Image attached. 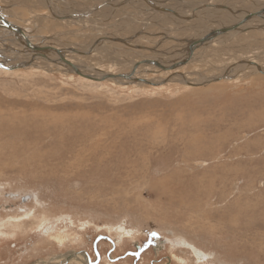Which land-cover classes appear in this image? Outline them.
I'll list each match as a JSON object with an SVG mask.
<instances>
[{
    "label": "rangeland",
    "instance_id": "obj_1",
    "mask_svg": "<svg viewBox=\"0 0 264 264\" xmlns=\"http://www.w3.org/2000/svg\"><path fill=\"white\" fill-rule=\"evenodd\" d=\"M92 1L62 3L73 11ZM131 2L117 6L143 13ZM49 11L42 0H0L33 43L87 41L89 27H61ZM114 29L121 47L124 29ZM166 33L151 25L138 49L168 58L185 41ZM248 38L238 42L264 47V33ZM204 58L199 68L220 74V56ZM30 65L0 68V264H264V71L130 85Z\"/></svg>",
    "mask_w": 264,
    "mask_h": 264
},
{
    "label": "bare ground",
    "instance_id": "obj_2",
    "mask_svg": "<svg viewBox=\"0 0 264 264\" xmlns=\"http://www.w3.org/2000/svg\"><path fill=\"white\" fill-rule=\"evenodd\" d=\"M42 1L46 3L50 10L48 13H46V15L49 18L53 19L56 24L61 25V27L77 24L80 26V31L82 27H89L91 29V33L89 34L86 31L87 41L83 42L84 44L80 45V47L76 46L75 48L70 46L66 49H59L61 50V54L64 56V58L68 62L74 64L75 67H77L85 75L97 77L100 79L101 76H103L105 73L115 74V77L105 78L103 79V81L110 80L118 84L130 83V85H143L145 82L149 81L154 85L161 83L163 85H169V82L173 83L176 80H180V82H188L190 84L192 83L191 81H189L190 79H192L193 82H197L201 79V81L206 80L204 82H207V79L208 81L211 79V81H215L216 79H221L222 77L231 76V74L233 73L242 74L245 72H249V70L264 71V63L261 62V59L264 57V47H257V45L262 43L251 41L240 43L238 42V40H245L253 34L256 35L264 33V11L260 13V16H253L244 21H241L248 13L256 12L261 8H264V0H232V3L228 2L224 5H221L223 4V2H219L218 0H205L206 2L204 0H201L196 2V4H191L190 7H187V3L189 4V0H181L178 1L180 3L176 2V5L178 7L174 11L169 10L172 12L163 10L171 8L170 5H167L169 4L168 1L170 0H151L153 1L154 5L149 2L150 7L147 5L144 7L145 3L142 2L143 4H141L139 3V1L132 0L131 8H135L140 12H143L141 14L137 11H129L128 9V11H125L123 10L124 8H119L120 6H117L119 5L118 3H120L121 5V2H123L124 0H93V3H89L90 5L88 4L80 10L72 9L73 11H69V5H64L62 3V0ZM146 1L144 0V2ZM246 1H250L252 3L251 7L249 6L250 8L246 5H242ZM53 2L55 3V5L53 4ZM136 2H138L139 5H135ZM36 3L40 2L36 1ZM201 3H203L202 7ZM53 5L56 7V9L53 7ZM206 5H209L210 8H207ZM151 6H154V8L156 9H150ZM160 8L161 10H159ZM77 11H79L78 15L76 13ZM61 12H63V14ZM80 13H82V15H80ZM1 16L7 17L6 15L3 16L2 14ZM136 16L139 19L137 20L138 22L135 20ZM66 18H72L75 21L71 19L64 20ZM38 20L41 22L42 19ZM7 21L13 23L8 19ZM109 21H112V23L106 24ZM149 22H152V24L149 25ZM234 23H238L237 27H235L234 29H230L223 33L215 32L217 29L223 26L231 25ZM13 24L16 25L15 23ZM151 25H159L163 27L167 33L171 34L168 35L166 33L165 37L172 36L173 38L176 33H178V35L184 36L183 39L185 43L182 47L178 45V49L175 48L172 52H167L168 58H164L163 55L145 57L144 55L146 54V52L142 51L144 48L138 49L144 45H142L143 43L141 44L140 41L142 37L140 36L139 38H137V34H143L145 30H149L151 28ZM114 27H117L118 31L120 30V28L122 30H125L121 31V33L118 34L119 38H117V40L122 43H120L121 47H117V43L111 41L112 38L117 35V33L113 31L115 30ZM108 28H111V32L108 31ZM105 29L107 31V34H105ZM0 30H6L7 32H9L6 39L0 37V40H2L0 41V51L4 50V55L7 54L6 58L8 59L6 60H10V65H21L29 61L31 64L29 68H39L46 70L52 68L54 70H65L69 73L73 72L71 66L67 62L60 59V53L56 50L58 48L51 47L41 41L39 43H33L29 39V42L31 44L48 46V48L44 51L33 50L26 45V42L21 34H16V31L11 25L9 26V28L6 27L3 24L2 20H0ZM69 32L70 31H68L67 33ZM233 32H239L237 34V37L232 38V40L235 41L227 42L228 36L232 35ZM206 35L212 36V39L206 38L202 40L193 47L191 52L189 49L191 42L194 40H199ZM239 35H242V37H240ZM56 38L58 39L59 37L57 35L55 37L53 36V39ZM79 39L81 40V38ZM213 41H216V45H212L211 47L203 50L201 49V51H197L198 47H202L209 43L215 44ZM8 42H11L13 44ZM64 43L69 45L67 42ZM70 51L72 53H70ZM0 53L3 55V52ZM41 53L43 55H41ZM205 54H207V56L210 55L209 60H211V57H213L214 54L220 56L221 63L219 62V64L221 66L219 65V68L217 69L219 70L218 73L220 74H216V72H214V74L212 72L211 75H207V72H209V68L206 67L205 70H201L199 68L202 67L201 65L205 64V60H208L207 58H204ZM74 57L77 58H75L77 60L76 64L69 59H74ZM184 58H188V61L184 64L179 65L178 62H181ZM13 60L18 61L14 63ZM138 60L139 62L134 66V63ZM0 62L8 65L4 61L0 60ZM194 65H196V67L192 68ZM216 65V67H218V64ZM104 66L107 67L105 68ZM69 70L72 72H70ZM203 71H205L204 74H202ZM145 74L151 81L144 76ZM149 74H157V76H154L157 78H149ZM83 77L86 78L85 76ZM120 230H123V228H120Z\"/></svg>",
    "mask_w": 264,
    "mask_h": 264
},
{
    "label": "water",
    "instance_id": "obj_3",
    "mask_svg": "<svg viewBox=\"0 0 264 264\" xmlns=\"http://www.w3.org/2000/svg\"><path fill=\"white\" fill-rule=\"evenodd\" d=\"M155 9H156V8H155ZM162 9H163V8H162ZM159 10H161V8H160ZM163 10H168V11H169V9H163ZM263 11H264V8H261L259 11H256V12H250V13H248V14H247V15H246L241 21H244V20H246V19H248V18H250V17H253V16H260V13L263 12ZM0 20H2L3 24H4L6 27H8V28H9V26L11 25V26L14 28V30L16 31V34H21V35L23 36V39H24L25 42H26V45H27L28 47H30L31 49L36 50V51H44L45 49L48 48V46H39V45H36V44H31V43L29 42V38H28V37L26 36V34H25L24 29H23L21 26H19V25H14L13 23H11V22L5 20V19L1 16V14H0ZM8 23H9L10 25H9ZM237 25H238V23H234V24H231V25L223 26V27L217 29L215 32H217V33H223V32L228 31V30H230V29H234L235 27H237ZM206 38H212V36L206 35V36L200 38L199 40H194V41H192V42H191V45H190V47H189L190 51L192 52L193 47H194L195 45H197L199 42H201L202 40L206 39ZM56 50H57V52L60 53V59H61L62 61L67 62V63L71 66V69H73V72H74L75 74H78L79 76H85L86 78H89V79H99V78H97V77H92V76H89V75H85V74H83V73H82L77 67H75L74 64L68 62V61L64 58V56L61 54V50H60V49H56ZM38 55H40V54H38ZM41 55H43V54L41 53ZM187 61H188V58H184L181 62H178V63H179V65H181V64L186 63ZM138 62H139V60L136 61V62L134 63V66H135ZM24 63H25V62H24ZM28 64L30 65V62H29V61H27L25 64H21V65H14V64H13V66H12V65L10 66V65H5V64H3L2 62H0V68H2V69H14V68H16V67H18V68H19V67H26V66H28ZM131 72H133V71H131ZM131 72H130V73H131ZM120 76H121V75H120ZM110 77H115V74H112V73H105L103 76H101V78H100L99 80H103V79H105V78H110ZM147 82H148V81H147Z\"/></svg>",
    "mask_w": 264,
    "mask_h": 264
},
{
    "label": "flooded vegetation",
    "instance_id": "obj_4",
    "mask_svg": "<svg viewBox=\"0 0 264 264\" xmlns=\"http://www.w3.org/2000/svg\"><path fill=\"white\" fill-rule=\"evenodd\" d=\"M135 233H136V232H135ZM152 235L155 237V240H156V242H157L158 244L161 243V242L168 241V239H167V240L162 239V238H161L160 236H158L156 233H152ZM152 235H151V236H152ZM135 246H136V248H140V244H139V243H136ZM69 256H70V253L67 254V257H66V258H68ZM56 258H59V256L56 257ZM61 263L66 264V262L64 263L63 261H62ZM73 263H78V264L83 263V264H84L83 261H80V262L74 261ZM32 264H34V263H32ZM40 264H43V263H40ZM55 264H60V262H55Z\"/></svg>",
    "mask_w": 264,
    "mask_h": 264
}]
</instances>
